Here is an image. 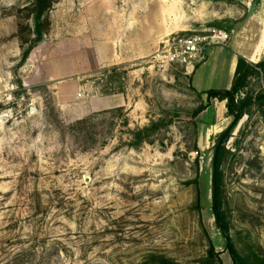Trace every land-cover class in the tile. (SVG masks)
I'll list each match as a JSON object with an SVG mask.
<instances>
[{
  "label": "rangeland",
  "instance_id": "rangeland-1",
  "mask_svg": "<svg viewBox=\"0 0 264 264\" xmlns=\"http://www.w3.org/2000/svg\"><path fill=\"white\" fill-rule=\"evenodd\" d=\"M33 1L0 0V264H202L211 247L210 264H233L212 210L213 158L233 116L196 80L212 49L238 37L254 51L264 0H134L135 12L125 0H55L23 58ZM210 27L231 39L191 73L170 62L172 38ZM263 89L254 76L245 91ZM247 110L223 143L220 195L237 251L259 264L264 114L259 101Z\"/></svg>",
  "mask_w": 264,
  "mask_h": 264
},
{
  "label": "trees",
  "instance_id": "trees-1",
  "mask_svg": "<svg viewBox=\"0 0 264 264\" xmlns=\"http://www.w3.org/2000/svg\"><path fill=\"white\" fill-rule=\"evenodd\" d=\"M55 0H34V12H35V39L34 43L23 53V58H27L35 47V44L42 41V37L45 34L46 30L43 27V22L47 20V14L52 8ZM254 76H262L264 78V58H261L257 62H251L245 57L239 55L237 58V64L235 68L234 77L232 80L231 87L229 89H209L205 91L207 98H217L220 101H226V107L228 113L233 116V121L229 128L221 134L222 141L217 145L213 158V174H212V210L215 217L216 225L221 230L223 236L226 239V248L232 258L233 264H253L252 260L248 257H243L237 251L233 240L230 236V230L228 222L225 218V212L223 211V206L221 203V160H222V151L223 143L228 137L231 129L235 126L237 121L246 113L247 108L251 106L256 101H259L261 108L263 109L264 114V89L261 90L260 94L254 96L249 94L247 87L249 86L251 80ZM239 93H244V96L239 97ZM206 106V105H205ZM205 106L198 108L193 115L200 113ZM88 119H79L78 124L86 122ZM76 123V124H77ZM214 256L213 247L209 250V255L202 261V264L212 263ZM148 260L151 264H175V262L165 256H149ZM211 261V262H210ZM219 264H222L220 258L217 259ZM259 264H264V258L258 260Z\"/></svg>",
  "mask_w": 264,
  "mask_h": 264
},
{
  "label": "crops",
  "instance_id": "crops-1",
  "mask_svg": "<svg viewBox=\"0 0 264 264\" xmlns=\"http://www.w3.org/2000/svg\"><path fill=\"white\" fill-rule=\"evenodd\" d=\"M126 6H130L132 5V11H136L137 7H138V3L134 0H132V2L130 4H127L126 2L124 3ZM124 5H122V7L119 5H116L114 7V9H111V11H114V13L119 12V14L121 16H128L129 19L132 18L133 14L131 12L127 13L129 8H124ZM112 16V14L110 15ZM125 33H127V30L125 31ZM264 35V28L263 30H261V35L260 38L258 39V43L257 45H255V49L253 52L249 53V54H244L242 52H240L238 45H239V40L238 37L235 40V43L237 46H235L233 48V46H231V49L228 48L229 46H227V49L225 48H214L211 50L210 52V59L209 62H207L206 64H202L207 68V72L206 74L201 75L196 81L199 84V86L201 88H198V90H202L203 92L209 90V89H229L231 87L232 84V80L234 77V73H235V68H236V64H237V58L239 55L245 57L247 60L251 61V62H256L253 59L258 57V55L260 54V50L261 47L264 45V38H262V36ZM239 36V35H238ZM133 46V45H131ZM226 54L228 56H226ZM140 57H142L140 55ZM213 58H217L218 61L222 62L220 65V68H218V64L216 67L211 66V60ZM210 65V67H209ZM200 67L197 66L195 68V71L191 74V83L194 86L195 83V74L198 71ZM227 72V76L225 78L224 83H222V85H216V86H212L210 87L209 84H212V81H215L218 73H222V72ZM203 86V87H202ZM195 87V86H194ZM196 88V87H195ZM197 89V88H196Z\"/></svg>",
  "mask_w": 264,
  "mask_h": 264
},
{
  "label": "built area",
  "instance_id": "built-area-1",
  "mask_svg": "<svg viewBox=\"0 0 264 264\" xmlns=\"http://www.w3.org/2000/svg\"><path fill=\"white\" fill-rule=\"evenodd\" d=\"M232 33L224 28L210 27L185 37H174L168 44L170 62L178 60L185 63L189 68L188 72L191 73L194 69V61L202 60L208 48L226 45Z\"/></svg>",
  "mask_w": 264,
  "mask_h": 264
},
{
  "label": "water",
  "instance_id": "water-1",
  "mask_svg": "<svg viewBox=\"0 0 264 264\" xmlns=\"http://www.w3.org/2000/svg\"><path fill=\"white\" fill-rule=\"evenodd\" d=\"M125 2L127 3V4H130L131 2H132V0H125ZM34 109H33V107H30V111H33Z\"/></svg>",
  "mask_w": 264,
  "mask_h": 264
},
{
  "label": "bare ground",
  "instance_id": "bare-ground-1",
  "mask_svg": "<svg viewBox=\"0 0 264 264\" xmlns=\"http://www.w3.org/2000/svg\"><path fill=\"white\" fill-rule=\"evenodd\" d=\"M262 38H264V35L262 36Z\"/></svg>",
  "mask_w": 264,
  "mask_h": 264
}]
</instances>
